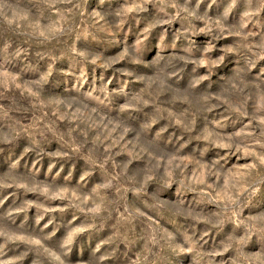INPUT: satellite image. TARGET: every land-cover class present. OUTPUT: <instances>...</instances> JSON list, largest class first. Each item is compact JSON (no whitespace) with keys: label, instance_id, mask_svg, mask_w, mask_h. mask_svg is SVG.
Here are the masks:
<instances>
[{"label":"rangeland","instance_id":"obj_1","mask_svg":"<svg viewBox=\"0 0 264 264\" xmlns=\"http://www.w3.org/2000/svg\"><path fill=\"white\" fill-rule=\"evenodd\" d=\"M0 264H264V0H0Z\"/></svg>","mask_w":264,"mask_h":264}]
</instances>
